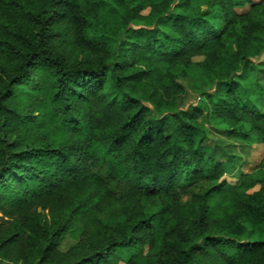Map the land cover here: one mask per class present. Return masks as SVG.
Returning <instances> with one entry per match:
<instances>
[{
    "label": "trees",
    "instance_id": "16d2710c",
    "mask_svg": "<svg viewBox=\"0 0 264 264\" xmlns=\"http://www.w3.org/2000/svg\"><path fill=\"white\" fill-rule=\"evenodd\" d=\"M263 73L264 0H0V264H264Z\"/></svg>",
    "mask_w": 264,
    "mask_h": 264
},
{
    "label": "rangeland",
    "instance_id": "374dc122",
    "mask_svg": "<svg viewBox=\"0 0 264 264\" xmlns=\"http://www.w3.org/2000/svg\"><path fill=\"white\" fill-rule=\"evenodd\" d=\"M254 2H257L258 0H253ZM250 5H247L244 8H240L239 12H244L249 9ZM148 10H146L144 13H147ZM262 58H256V62L261 60ZM195 61H201V57H197L194 59ZM260 67H258L259 69ZM175 73H181L182 68L178 67L174 69ZM187 77L181 79L180 81L183 83V86L186 90V93L182 97V107L181 109L190 112L194 107L201 106L203 107L205 114L207 112L206 105L204 99L207 92H211L213 90V85L207 83L204 81L203 77L196 69H188L187 71ZM264 74V73H263ZM254 75L249 81H243V85L247 86L249 85L250 91L249 93H255L256 86L254 85ZM240 78L237 77V80ZM243 90V88H242ZM254 91V92H253ZM255 95V94H254ZM252 98L259 101L261 104V97H259L258 94L255 96H252ZM262 105V104H261ZM204 126L206 127L207 131L210 134L209 141L212 142V147L215 149V153L217 156V159L219 161L229 162L231 159H229V156H233V162L234 165L232 168L233 171L226 174L225 178L230 182H236L239 174L241 172H249L254 169L259 161L261 160L263 154H264V148L263 146H252L251 148H242L241 146H236L234 149L231 147V143L229 140L223 138V136L220 134L219 129L221 128V124L216 123L215 121H206L204 122ZM259 188V184H256L252 189L246 190L244 192H252ZM44 215L48 214L47 211H43ZM47 216V215H46ZM77 241V238L75 236L68 235L65 239V241L61 245V250L66 251L69 249V247L73 244H75Z\"/></svg>",
    "mask_w": 264,
    "mask_h": 264
}]
</instances>
